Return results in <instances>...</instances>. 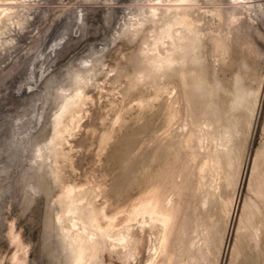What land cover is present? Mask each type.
<instances>
[{
    "label": "rangeland",
    "instance_id": "374dc122",
    "mask_svg": "<svg viewBox=\"0 0 264 264\" xmlns=\"http://www.w3.org/2000/svg\"><path fill=\"white\" fill-rule=\"evenodd\" d=\"M0 264H264V0H0Z\"/></svg>",
    "mask_w": 264,
    "mask_h": 264
},
{
    "label": "bare ground",
    "instance_id": "6f19581e",
    "mask_svg": "<svg viewBox=\"0 0 264 264\" xmlns=\"http://www.w3.org/2000/svg\"><path fill=\"white\" fill-rule=\"evenodd\" d=\"M71 101H72V98H69L66 101L62 111H60V114H58L56 117L55 123L58 127H60L59 129L57 128L56 135L61 133V130L63 131L67 129V127L63 126L62 124V117L64 116L65 112L69 109V105L71 104ZM144 214H148L152 220L159 221L160 223L163 224V226H165V228H167L168 224L170 223V214L166 210H163L158 204H151L147 200L142 201L136 209L132 210L130 216L131 217L135 216L136 218L141 219L144 216ZM82 248H83L82 245L79 244L80 255H82Z\"/></svg>",
    "mask_w": 264,
    "mask_h": 264
}]
</instances>
